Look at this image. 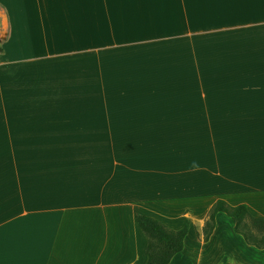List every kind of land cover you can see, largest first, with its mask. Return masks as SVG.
<instances>
[{"label":"crops","instance_id":"obj_1","mask_svg":"<svg viewBox=\"0 0 264 264\" xmlns=\"http://www.w3.org/2000/svg\"><path fill=\"white\" fill-rule=\"evenodd\" d=\"M0 264H264V0H0Z\"/></svg>","mask_w":264,"mask_h":264},{"label":"trees","instance_id":"obj_2","mask_svg":"<svg viewBox=\"0 0 264 264\" xmlns=\"http://www.w3.org/2000/svg\"><path fill=\"white\" fill-rule=\"evenodd\" d=\"M218 213H225L231 219L235 232L241 235L248 245L258 249L264 248V218L251 216L245 205L231 206L224 200H217L209 209L203 227L204 240L211 235ZM136 223L146 238L145 264H168L172 257L182 250L187 225L180 229H171L160 221L141 214L136 215Z\"/></svg>","mask_w":264,"mask_h":264}]
</instances>
